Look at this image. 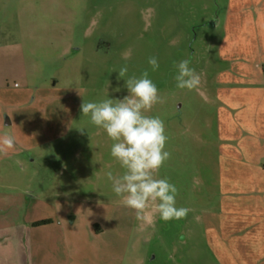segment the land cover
Masks as SVG:
<instances>
[{"label": "rangeland", "instance_id": "374dc122", "mask_svg": "<svg viewBox=\"0 0 264 264\" xmlns=\"http://www.w3.org/2000/svg\"><path fill=\"white\" fill-rule=\"evenodd\" d=\"M183 59L197 89L176 87ZM124 65L165 100L145 113L171 153L154 176L184 219H137L106 175L124 172L114 142L82 114L128 95ZM4 134L0 264H264V0H0Z\"/></svg>", "mask_w": 264, "mask_h": 264}, {"label": "clouds", "instance_id": "9594fccd", "mask_svg": "<svg viewBox=\"0 0 264 264\" xmlns=\"http://www.w3.org/2000/svg\"><path fill=\"white\" fill-rule=\"evenodd\" d=\"M148 64L152 71L159 68L156 57H149ZM173 65L178 89L194 90L199 87L201 77L189 66L190 59L179 63L174 61ZM118 73V79L127 76L124 80L128 95L119 100L83 101L80 105L82 114L88 116L93 125L103 128L114 142L110 154L124 169L120 176L107 172V178L112 181L113 191L122 197L124 205L135 210L137 219L145 218L150 204L155 205L154 211L165 222L184 219L190 209L176 206V185L167 178L157 179L154 176L171 158V153L165 150L168 136L163 120L145 113L165 100L149 78L148 70H144L139 77L134 74L128 76V67L124 65ZM79 130L83 132L84 129ZM15 143L11 134L0 136V154L6 155Z\"/></svg>", "mask_w": 264, "mask_h": 264}, {"label": "trees", "instance_id": "16d2710c", "mask_svg": "<svg viewBox=\"0 0 264 264\" xmlns=\"http://www.w3.org/2000/svg\"><path fill=\"white\" fill-rule=\"evenodd\" d=\"M45 224H48V222L47 221H41L39 223L34 224V227L35 226H40V225H45Z\"/></svg>", "mask_w": 264, "mask_h": 264}]
</instances>
